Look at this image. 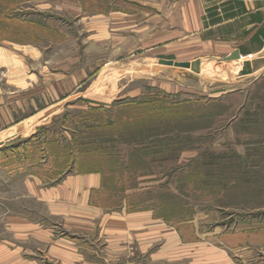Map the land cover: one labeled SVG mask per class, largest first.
<instances>
[{
	"label": "rangeland",
	"instance_id": "374dc122",
	"mask_svg": "<svg viewBox=\"0 0 264 264\" xmlns=\"http://www.w3.org/2000/svg\"><path fill=\"white\" fill-rule=\"evenodd\" d=\"M83 1L85 12L64 0H0V105L14 119L37 114L34 137L0 153V165L12 168L0 166V264H264L263 137L238 121L264 111V44L250 46L244 61L225 60L218 46L208 53L207 45L160 54L144 16L130 18L139 6ZM142 1L162 4L172 25L176 12L167 5L177 0ZM161 56L192 67L160 64ZM125 101L133 109L118 106ZM96 103L112 120L131 111L130 124L147 110L148 127L128 135L121 128L115 142L101 144ZM156 132L161 153L143 151ZM89 140L122 159L115 164L102 148L97 156L81 152ZM212 153L256 163L262 179L244 184L232 174L238 170L228 182L206 175L201 163ZM74 172L101 173L91 196L99 217L58 212L26 187ZM145 210L151 217L136 214Z\"/></svg>",
	"mask_w": 264,
	"mask_h": 264
},
{
	"label": "crops",
	"instance_id": "0c3cea01",
	"mask_svg": "<svg viewBox=\"0 0 264 264\" xmlns=\"http://www.w3.org/2000/svg\"><path fill=\"white\" fill-rule=\"evenodd\" d=\"M64 1L74 2L76 4L74 7L82 12L87 11L83 0ZM130 2L139 6L130 18L144 16V28L151 30L152 35L155 34L157 39L155 46L163 45L164 47L159 51L160 54L172 46L203 45L205 47L207 45L208 53H216L218 46L222 54L225 52L229 55L238 49L233 44V39L240 37L242 38L239 48L241 54L250 55H242L241 60L244 61L249 59L254 52L250 46L264 44V0H177L175 4L167 5V7H174L176 12L174 17L171 16L173 22L170 26L167 25L168 9L162 4L153 5L142 0H130ZM36 3L39 4V1ZM101 3L105 5V0H101ZM110 4L113 7L111 12L118 10V7L114 8L116 4L113 3V5L111 2ZM97 11L102 13L105 9ZM155 22L159 23L157 29H155ZM159 59H162V56ZM0 114V153H3L7 147L17 146L34 137L33 118L37 114H32L33 116L28 118L14 119L15 114L7 105H0ZM27 126L29 127L25 128ZM0 166L8 172L12 170L11 167ZM40 182L38 179H30L26 182V187L34 197L45 201L52 208L55 207L56 211L74 213L75 216L81 217L102 215L103 209L91 201L93 192L99 191L102 187L101 173L74 172L54 183L44 184L45 186H40ZM136 214H145L143 216L149 217L152 215L148 210Z\"/></svg>",
	"mask_w": 264,
	"mask_h": 264
},
{
	"label": "trees",
	"instance_id": "16d2710c",
	"mask_svg": "<svg viewBox=\"0 0 264 264\" xmlns=\"http://www.w3.org/2000/svg\"><path fill=\"white\" fill-rule=\"evenodd\" d=\"M244 73H246V71H244ZM131 101V100H130ZM130 101H125V102H120L119 103V107H121L123 110H127V109H133L132 107L135 105L134 101L130 102ZM93 107H90V110L96 111V122L98 124V127L101 129L100 133L98 135L95 136V139L100 140V142H102L101 144H105V143H109V142H115L114 139H112L115 133L117 132H121V128H123L124 130H126V134L128 135V133L130 134V128L135 127V131L136 133H143L145 131V129L148 127L147 126V121H146V117H148V111H136V113L138 114V118L137 121H134L133 124H130L128 122V119L130 120V114L132 113L131 111H126L130 112L129 114H125L123 110L117 111L118 113L116 114V116H114V119L112 120L111 117L107 116L108 114V110L105 107H100L101 104H94L92 105ZM135 112V111H134ZM261 113V114H260ZM245 116L241 117L238 119L239 121V125L243 126L246 129L249 128H255L257 133H259L260 135H262L263 139L262 141L259 142L257 148H259L260 152L262 153V155L264 156V111L259 112L258 114L256 113H250L249 111H246ZM125 116V117H124ZM125 125V126H123ZM131 125V126H128ZM149 126H151L149 124ZM151 129V128H149ZM152 130V129H151ZM259 130V131H258ZM104 131V132H103ZM125 133V132H124ZM98 136V138H97ZM155 137V138H153ZM159 137L160 134H158L157 132L155 133V135H152L150 137H146L148 139V142L145 144L149 145H142L143 147V151H148L156 153V154H160L161 151L158 149V147H160L163 142L159 141ZM152 138V139H150ZM147 141V140H146ZM152 143V144H150ZM153 147V149H151L150 147ZM80 151L81 152H86L87 150H89L92 155L97 156V152L96 149L98 148H102L101 150H99L98 152H102V154L104 155H116L117 159L115 164H118L120 162V160L122 159L120 152H112L111 154L107 151V149L103 146H99L97 148V143H94L93 140H89V141H83L80 143ZM157 146V148H156ZM137 151L138 153L139 150L136 149L134 150V152ZM96 152V153H95ZM145 152V153H146ZM144 153V154H145ZM147 155V153L145 154ZM144 155V156H145ZM137 157V155H133V159H135ZM239 158L238 156H236V154L234 153L233 155H228V154H222V155H215V154H210V161L206 162L204 161L203 163H201V166L204 167V172L206 175L210 176L212 173V171H214L217 175L223 176L224 174L227 176V178L225 179V182L229 181V172L230 170H238L232 174L237 173V180L238 181H244L245 183H250L253 181L252 179V175H255V178H258L259 180L262 179V176L260 175V173L257 171L256 167H258V165L256 163H249L246 161H241V162H237V163H232L230 162L231 159L234 158ZM231 158V159H230ZM220 161V162H218ZM212 170V171H211ZM207 176V177H208ZM217 182H219V179H215ZM204 181H206V178H204ZM227 184V183H226Z\"/></svg>",
	"mask_w": 264,
	"mask_h": 264
},
{
	"label": "water",
	"instance_id": "95a60500",
	"mask_svg": "<svg viewBox=\"0 0 264 264\" xmlns=\"http://www.w3.org/2000/svg\"><path fill=\"white\" fill-rule=\"evenodd\" d=\"M241 56L242 54L240 50L236 49L230 55H228L225 60L230 61V60L240 58ZM219 60H223V59H219ZM159 62L160 64L170 65V66H175V67H180V68L192 67V62L190 61H175L172 59H160Z\"/></svg>",
	"mask_w": 264,
	"mask_h": 264
},
{
	"label": "bare ground",
	"instance_id": "6f19581e",
	"mask_svg": "<svg viewBox=\"0 0 264 264\" xmlns=\"http://www.w3.org/2000/svg\"><path fill=\"white\" fill-rule=\"evenodd\" d=\"M242 57V56H241ZM241 57L240 58H237V59H241ZM234 60H236V59H234ZM230 61H232V60H230Z\"/></svg>",
	"mask_w": 264,
	"mask_h": 264
}]
</instances>
